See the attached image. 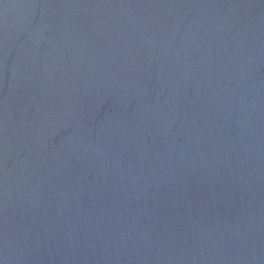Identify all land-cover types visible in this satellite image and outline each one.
I'll return each instance as SVG.
<instances>
[{"label":"water","instance_id":"water-1","mask_svg":"<svg viewBox=\"0 0 264 264\" xmlns=\"http://www.w3.org/2000/svg\"><path fill=\"white\" fill-rule=\"evenodd\" d=\"M0 264H264V0H0Z\"/></svg>","mask_w":264,"mask_h":264}]
</instances>
